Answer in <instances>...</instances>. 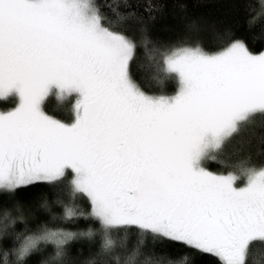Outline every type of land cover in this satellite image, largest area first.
Here are the masks:
<instances>
[{
  "label": "snow or ice",
  "instance_id": "6c2138e0",
  "mask_svg": "<svg viewBox=\"0 0 264 264\" xmlns=\"http://www.w3.org/2000/svg\"><path fill=\"white\" fill-rule=\"evenodd\" d=\"M236 2L251 11L254 0ZM104 6L115 20L97 0H0V99L17 100L0 111V195L72 177L67 202L58 201L62 214L35 230L10 232L25 222L24 214L19 204L0 203V264L10 255L24 264L41 245L53 249L43 264H60L69 242L96 236L95 257H110L123 244L116 234L131 227L154 241L213 255L219 264H259L264 163L243 157L223 175L204 162L257 118L264 123V51L254 53L231 38L215 52L199 43L163 45L144 27L160 11L155 0H144L147 17L138 15L132 0ZM262 18L264 11L247 23ZM127 22L141 25L147 61L141 67L158 81L175 79L174 95H148L132 79L137 44L120 27ZM49 94L76 96L72 123L43 111ZM80 195L89 200L87 213L76 203ZM80 219L98 227L74 232L56 223ZM182 261L196 264L189 253Z\"/></svg>",
  "mask_w": 264,
  "mask_h": 264
},
{
  "label": "trees",
  "instance_id": "16d2710c",
  "mask_svg": "<svg viewBox=\"0 0 264 264\" xmlns=\"http://www.w3.org/2000/svg\"><path fill=\"white\" fill-rule=\"evenodd\" d=\"M102 5V12L110 20H115L109 7L119 0H97ZM136 5L138 15L147 17L144 12V0H132ZM160 11L156 13L154 20L146 19L144 27L147 29V36L152 41L160 42L163 45L178 43L196 44L199 43L205 50L215 52L226 46L231 39H242L251 51L258 53L264 51V18L250 27L247 20L250 16L264 11L261 7V0H254L251 11H247L248 5L236 2V0H155ZM121 12L128 9L120 8ZM126 34L137 44L135 58L130 62V74L136 84L145 92L154 95H169L177 90L178 84L175 79H164L158 81L153 79V73L146 67L145 51L141 43V25L134 22H127L120 25ZM242 135L235 144V150L240 153L237 159L250 156L253 163H264V123L257 118V123L242 128ZM233 155V152H230ZM224 163H210L208 167L213 171L226 172L233 166L228 162L227 156ZM228 164V165H227ZM71 180L70 173L61 181L56 183L35 182L29 186L22 187L14 194L0 195V203L14 208L19 204L24 214L25 222H17L10 227L9 231H20L25 226L35 230L38 225L51 222L52 216L59 217L62 214L63 206L58 201L67 202L68 186ZM76 203L85 213L90 211V203L86 196L77 197ZM46 205V206H45ZM15 215V213H14ZM57 224L70 231L86 230L88 227L97 228L98 224L91 219H80L69 223ZM117 238L123 241L122 246L118 245L110 257L99 258L95 254L99 247V236L89 241L86 238H77L68 243L65 248L66 255L60 264H88V261L95 258L96 264H125L138 245L140 240L144 243L138 255L128 260V264H183L182 255L189 253L195 256L196 264H219L216 257L210 254L193 253L181 244H174L169 241H158L148 235L145 236L135 227L129 228L126 232L117 233ZM11 240L3 242L8 247ZM258 248L257 245L253 246ZM41 251L35 252L26 258L24 264H43L51 256V246L41 245ZM259 264H264V256L260 251L256 253ZM5 264H17L14 256L7 257Z\"/></svg>",
  "mask_w": 264,
  "mask_h": 264
},
{
  "label": "rangeland",
  "instance_id": "374dc122",
  "mask_svg": "<svg viewBox=\"0 0 264 264\" xmlns=\"http://www.w3.org/2000/svg\"><path fill=\"white\" fill-rule=\"evenodd\" d=\"M175 92L169 95H174ZM145 93L148 95H154V94H149L147 92ZM155 96H158V95H155ZM16 103H17V100L14 97L0 99V111L11 110L12 108L16 106ZM75 103H76L75 95L60 98L57 94H49V96L45 98L42 104V109L47 115L55 119H58L64 123H72L74 120V116H75V113H74ZM241 133H242V130L239 133H236L233 135V137L223 146L222 150L217 154L216 159H208L204 162V167L208 171L214 174H223V175H226L229 171H234L235 162L238 160L237 157L240 155V153L235 150V144L238 138L242 135ZM230 152H233V155ZM227 156L230 157L228 164L232 165L233 167L227 170L226 172H220V171L215 172L208 167V165L212 162L214 163L219 162L220 164L224 163L223 160H227L225 159ZM241 184H242V181H241Z\"/></svg>",
  "mask_w": 264,
  "mask_h": 264
}]
</instances>
